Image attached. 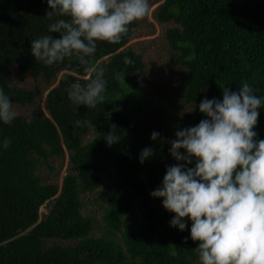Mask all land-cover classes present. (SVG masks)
Wrapping results in <instances>:
<instances>
[{
	"label": "trees",
	"instance_id": "obj_1",
	"mask_svg": "<svg viewBox=\"0 0 264 264\" xmlns=\"http://www.w3.org/2000/svg\"><path fill=\"white\" fill-rule=\"evenodd\" d=\"M47 12V0H0V89L13 107L31 110L11 124L0 122V264H199L190 221L185 218L184 231L171 227L173 215L150 195L177 162L159 145L161 162L152 155L140 163L142 150L155 144L139 136L141 122L125 112L144 94L133 74L146 64L127 47L137 21L120 43L97 42L88 65L72 57L48 66L30 51L31 41L51 34L50 24L63 18L49 19ZM155 18L172 25L165 40L183 68L181 103L191 110L190 127L206 118L201 100H222L224 87L236 92L247 82L264 97V0H163ZM125 57L133 63L126 65ZM91 66L102 68L106 81L104 101L95 108L75 105L67 94L73 83L89 81ZM58 77L44 99L26 83ZM112 125L120 140L109 146ZM254 130L256 140L264 139V106ZM63 157L69 165L59 186L46 180L43 168L53 169ZM111 170L115 180L103 186L100 226L83 213V196Z\"/></svg>",
	"mask_w": 264,
	"mask_h": 264
},
{
	"label": "clouds",
	"instance_id": "obj_2",
	"mask_svg": "<svg viewBox=\"0 0 264 264\" xmlns=\"http://www.w3.org/2000/svg\"><path fill=\"white\" fill-rule=\"evenodd\" d=\"M47 5L46 17L63 18L50 24L51 34L32 40L30 51L48 66L72 57L88 65L86 58L96 52L97 42L120 43L129 26L150 11L149 0H47ZM124 63L133 61L125 57ZM86 71L89 81L73 83L68 99L95 108L104 101V70L91 66ZM262 106L264 97L249 83L242 82L236 92L224 87L222 100H201L199 112L206 118L178 130L170 142L169 154L177 164L167 167L161 186L150 195L173 215L171 227L184 231L185 218L190 221L199 264H264V139L256 140L254 130ZM16 116L0 89V122L11 124ZM158 136L154 131L151 139ZM119 140L112 125L105 141L111 146ZM10 144L6 138L3 148ZM152 154L153 149L145 148L139 162ZM193 160L195 165L188 167Z\"/></svg>",
	"mask_w": 264,
	"mask_h": 264
},
{
	"label": "rangeland",
	"instance_id": "obj_3",
	"mask_svg": "<svg viewBox=\"0 0 264 264\" xmlns=\"http://www.w3.org/2000/svg\"><path fill=\"white\" fill-rule=\"evenodd\" d=\"M163 0H149L150 11L148 15L137 21L138 26L127 47L135 52L141 53L142 60L146 64L143 71L133 74L139 85L144 89V94L137 103L132 102L127 105L125 112L131 116L133 121H140L141 126L137 129L138 134H145L147 139L154 146L153 156L159 163L161 162L160 148L166 149L168 159L177 162L170 156L171 141L175 140V133L191 126V110L182 105L181 99L183 90L179 84V77L183 68L176 60V53L172 52L165 40V31L171 24L160 23L155 18V12ZM59 77L55 81L44 82L39 80L34 83L27 79L28 87L37 88L44 99L48 90L54 87ZM131 96V95H130ZM40 100V108L43 110L44 100ZM141 104L139 112L137 105ZM17 114L28 115L29 108H15ZM146 120V124L142 120ZM152 131L158 132L156 140L151 139ZM154 141V142H153ZM53 169L44 167V176L48 182L61 185V180L68 168V157L57 158L52 162ZM163 176L165 173L162 174ZM114 173L109 171L101 178L99 187L92 193L83 196V213L89 214L97 225L102 224V210L106 207L107 201L103 195V186L114 182ZM46 213V208L41 209ZM102 232L98 228L96 233ZM99 234V233H98Z\"/></svg>",
	"mask_w": 264,
	"mask_h": 264
}]
</instances>
